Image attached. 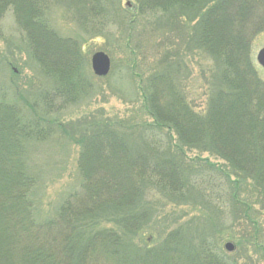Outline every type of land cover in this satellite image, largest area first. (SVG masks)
Instances as JSON below:
<instances>
[{
  "label": "rangeland",
  "instance_id": "rangeland-1",
  "mask_svg": "<svg viewBox=\"0 0 264 264\" xmlns=\"http://www.w3.org/2000/svg\"><path fill=\"white\" fill-rule=\"evenodd\" d=\"M212 2L36 0L40 18L45 20L41 25L34 18L25 22L15 3L9 1L7 6L6 0H0V105L14 103L12 109L20 110L25 121L34 104L42 106L37 110L44 119L56 118L68 124L69 135L74 138L60 131L38 140L30 135L23 138L20 148L30 171L41 177L31 194L33 210L28 211L33 220L36 218L44 240H53L45 244L47 249L62 247L55 259L47 257L44 264H264V148L260 147L264 133L260 104L264 100L260 103L257 85H261L262 94L264 67L257 56L264 48V1L245 13L247 24L235 26L226 20L224 12L233 10L235 0ZM205 5L213 7L207 11ZM178 8L187 12L174 13ZM199 10L205 12L200 25L196 17ZM221 13L226 14L225 19L218 21ZM221 28L225 29L222 33ZM98 51L111 58L110 70L104 76L96 75L92 68V57ZM218 76L227 79V92L235 90L234 95L225 94L223 102L212 86ZM166 80L180 88L184 99L205 116L212 115L209 111L217 102L225 107L234 102L237 118L227 112L224 124H234L235 132L231 134L230 126L226 132L223 123L217 128L216 119L207 118L205 125L210 123L211 128L190 129V138L183 145L178 143L181 132L176 123L167 122L161 113L170 102L169 94L163 92ZM63 87L68 90L57 98L64 99L58 100L61 104L54 103L61 112L50 116L43 113L46 93ZM250 96L255 99V114L247 117L245 102ZM149 101L156 107H149ZM155 115L164 125L158 134L144 130L153 125ZM110 121L122 129L121 141L132 159L130 163L117 165L102 157L90 161L82 153L95 141L91 137H99L97 133ZM3 125L0 150L7 153L11 147L18 149L20 144L12 146ZM217 129L224 130L220 135L226 132L221 137L226 141L224 146L215 139ZM228 136L233 137L232 142ZM100 139L95 147L102 152L106 145L102 135ZM110 151L112 159L114 148ZM144 154L154 161L172 158L169 162L175 163L177 181L172 185L150 169L143 175V185L134 187L135 200L124 195L126 189L121 191L130 200L121 208L112 200L117 193L113 185L111 195L110 180L101 193L103 202L88 197L95 170L114 169L119 175L116 182L123 188L125 169L142 163L138 157ZM129 178L133 180L132 175ZM1 196L0 192V207L6 203L12 208L10 199ZM84 200L91 207L86 215L95 221L94 233L100 232L97 236L92 235L93 230L79 233V229L74 235L67 227L70 221L81 225L86 221L81 217L84 213L71 217ZM18 224L15 217H4L0 236L10 237L4 242L11 245L6 258L23 264L24 252L30 250L27 240L34 239L36 232L22 231L15 227ZM227 242L234 245L232 252L225 249ZM231 257L236 259L234 263ZM0 264L9 263L0 259Z\"/></svg>",
  "mask_w": 264,
  "mask_h": 264
},
{
  "label": "trees",
  "instance_id": "trees-1",
  "mask_svg": "<svg viewBox=\"0 0 264 264\" xmlns=\"http://www.w3.org/2000/svg\"><path fill=\"white\" fill-rule=\"evenodd\" d=\"M9 1L11 3H15V5H16L15 9L23 17L25 22H27L28 19L34 18L33 21L36 23H39V24H41L42 22L45 23V20L40 18L41 17L40 13H39L40 7L38 6V4H36V0H20V1L17 0L16 2H15V0H6V2L8 3L7 6L9 5ZM212 1H213L212 2V4H213V3H215L216 0H212ZM263 1L264 0H247V1L239 2V1L235 0L234 5H232L233 10H225L224 11L227 14L226 20L231 21L230 23L233 26L238 25L239 23L244 24V22H245V24H247L248 20H246V19H247L248 15L245 13L250 11L251 7H254V6H256V4H259V2H263ZM210 7L212 8L213 6L205 5L203 8L207 9V11H208ZM224 7L226 9L228 7V5H226ZM183 11L187 12V10L185 8L184 9L178 8L176 11L174 10V13L178 14L177 12H183ZM191 11L192 10H189V13H191ZM195 13L196 12H194V14ZM225 15H223L221 13L219 15L218 21L222 20L224 18L223 16H225ZM246 15H247V17H246ZM204 16H205V12H202L199 10V14L196 16L197 17V24L199 23V25H200ZM187 17L189 18L190 16H187ZM226 25L228 26V24H226ZM217 29H218V26H217ZM224 30H225L224 28H221L220 33H222ZM219 38H221L220 35H219ZM34 40L36 41V38ZM36 43L38 44L37 41H36ZM197 45L199 46L200 43H197ZM43 52L49 53L48 50H44ZM53 53H55V52H53ZM250 55L251 54L246 56L249 65L251 63ZM157 77H161V76H155V78H157ZM166 81L168 83H166L167 84L166 87L164 89L163 88L162 89H163V92L165 90L166 93L169 94L168 96L170 97V99H169L170 102L167 103L165 106H163L164 110H162L161 113L164 116H166L167 122L171 121L172 123H176V125H177L176 127H177L178 131L181 132V137H178V141H177L178 143H181L183 145L182 142L185 143L184 140L186 138H188V139L190 138V137H188L190 129L192 130L195 128V129H199L202 131V129L211 128L212 125L210 123L208 126L205 125V121L207 120V118L211 119V120L216 119V121L214 122V123H216V125H215L216 127H217V124H219V123L224 124L225 114L229 115V113H230L235 118H237V114H236L237 112L234 111L235 110L234 102L228 104L226 107L223 106V104H221V102H217V103H215V105L213 104L211 111H209V113H212L211 116H207V115L205 116V114L203 112L195 111V109L190 105V103L184 99L185 95H184L183 91L180 90V88L173 85V83H171L170 80L169 81L166 80ZM226 82H227V79L225 77L218 76L217 81L214 80L212 83V86L214 87L213 91L218 90V92L221 95L220 96L221 98H219V101L222 100V102H223V98H226L224 96L225 94L227 96L235 94V90L227 92ZM257 85L259 86V93H260L259 99H260V103H261V99L264 100V86L262 87V90H261L262 94H261V92H260L261 85H259V84H257ZM167 86L169 87L168 89H167ZM68 88L70 89V87H68ZM246 88H247V86H246ZM67 90H68L67 88L63 87V88L51 89L50 92H47L45 95L46 103L42 108L43 113H45V114L49 113V116H50L54 113L61 112V111L56 110L57 107L55 104L56 103L61 104V102H58V100H62L64 98H57V97H59V96L62 97ZM158 93L160 94L161 91H159ZM154 96L157 100L158 99L160 100V97H159V95H156V92H155ZM254 102H255V99L252 96H250L248 98V101L245 102L246 107H247V109H246V116L247 117H251L252 115L254 116V114H255ZM158 103L159 102H157V105H158ZM2 104L3 105H0V106H4V107L0 108V124L4 123L3 126H5L6 130L10 133L9 136L11 137L12 146H15V145L18 146L20 144V147H17L18 149H16L15 147H11L10 151L7 153L4 150H0V192L2 193V196L4 195V197L6 199H10L9 201L12 202V208H11V205H7L6 203L1 204L2 208L0 207V220H4V217L7 219V218L13 216V218L15 217V220H18V223H19L15 227L20 228V230L25 231V232H29L32 229H35L36 237L34 239H28L27 240V242L29 244L28 248L30 250H28L27 252H24L25 258H24L23 264H44L43 260H45L47 257H53L55 259L57 257V255L59 254V252H57V251L61 250L62 247L59 246L60 248H58L57 246H55L56 251L47 249V245H48L47 243H52L53 240L48 239L49 240L48 242H47V240H44L43 232L39 231L40 228H39L38 223L35 220L36 218H34V220H35L34 221L31 217L30 213H29V211L33 210V208L31 210V206L33 207V205H31V203H32L31 194L36 191L35 188H37V186H38L37 184L40 182L41 177L39 174H36V173H33L32 171H30V169L28 168V166L25 162L24 151L20 150V148L22 147L23 138L28 137L30 135H33L34 139L38 140V139L43 138L47 134H50V133L54 134L55 132L60 131L66 137H69L72 139H74V138L69 135V132L67 130L68 124L67 125L62 124L61 123L62 121L57 122L58 119H56V118H48L49 121L45 120L47 118L44 115H42L40 112H38V110H37L38 108H41L42 106L31 104V105H33L34 109H33V107H31L32 111H31L29 117H26L28 119L25 121L22 117V113L20 112V110H16V109L13 110L12 109L13 108L12 105L14 103L12 104V103L2 102ZM144 106H146V103L144 104ZM260 106H262L261 108L264 110V102L261 103ZM149 107H152V109H153L156 106L152 102L149 101ZM7 109H11V110L7 113L6 112ZM166 109H167V111H165ZM257 111L259 112V107L257 108ZM227 112H229V113H227ZM6 115L8 116V120L6 119ZM155 116H156L155 120H154L155 122H153V125H150L151 127L148 126L149 128H144V130L155 132L156 134H158V133H161V131L164 129V125L161 123L160 119H158V122H157V120H156L157 115H155ZM190 116H192V118ZM190 119L193 122L190 121ZM95 121H97V120H95ZM45 122H50V123H49V125H47V124H45ZM110 122L111 123L108 122V124L105 123L106 125L100 124V123H92L93 126L94 125H100V126L104 125V128L99 133H97V134H100L99 137H91V139L95 138V141L92 142L91 145L84 147V151L82 153L86 154L85 156H87L88 160H90V161L93 159L102 157V159H105V158L110 159L109 160L110 162L114 161L115 164H117V162L118 163L120 162L122 164H124L126 162L130 163L132 159L130 158V155H128L126 148L123 147V145H125V144H123V141H121L122 134H123L122 129L120 127H118L117 124L113 123V121H110ZM85 123H87V122H85ZM229 123L230 122H227L226 124H224L225 126H222V128H224L226 130V132L228 131L227 129L230 126ZM263 124H264V122H263ZM78 126H80L79 123H78ZM134 129L135 128H132L131 130H134ZM229 129L231 130V134L234 133L235 132L234 131L235 130L234 124H231ZM2 130H3V128H0V131H2ZM43 130H45V132ZM127 130H129V129H126V131ZM140 130L142 131L143 129H140ZM126 131H124V132H126ZM222 131H224V130H222V129L218 130L217 129L218 133L215 135V139L221 140V137H223V136L225 137L226 132L224 135H220L222 133ZM129 132L130 131H128L127 133H129ZM88 133L89 132H87L85 134V136L88 135ZM228 134H230V133H228ZM101 135L104 138V139H102V140H104L103 144L106 145V150L102 151V152L100 150H97L96 149L97 147H95V145L99 141H101V139H100ZM117 136H119V139H117ZM262 136L264 137V133L262 134ZM228 137H231V139H229V140H231V142H232L233 137L232 136H228ZM263 137L260 141V143H261L260 147H262V148H264ZM97 138H99L100 140ZM76 142L78 143V141H76ZM224 142L226 143V141L221 140V144L219 146H224L223 145ZM169 143H171L173 145V140H172L170 135H169ZM116 144H118V146ZM0 146L2 147L3 144H0ZM175 146H177V144H175ZM112 147L114 148L115 156H113L111 159L110 148H112ZM117 147H119V150L115 149ZM82 153H81V155H82ZM81 155H79V158L81 157L82 158L81 160H85V158ZM150 156L151 155H149V154H144L143 156L139 155L138 158L142 160V163H136L135 162L134 163L135 165L132 163L133 164L132 166H130V167L128 166L125 169L124 175L126 173H127V175L124 176L125 177V186H123V188H122V185H120L118 182H116L119 175H118V173L114 172V169L112 170V172L110 170H107V167L99 169V170H95L97 172V174L92 175L91 179L89 180L88 197H91L92 200L95 202H98V201L103 202L105 198L102 196L101 193L104 192V190L106 188V185H107L106 182H109V180H110L111 195H114V193H112V191H113L112 186L113 185L115 186V189H116L115 194L117 193V198L115 197L112 199L114 201V204L116 206L119 205V208H121L120 205L123 207L127 206V204L130 203V200L129 199L127 200V198L123 197L121 195V191L126 189V193H124V195L128 196V198H132L133 191L135 190L136 187H140L143 185V183H142L143 175H146L147 173H149L150 169H152L153 172L155 169V171H157L159 173L161 178L167 179L173 185L177 181L174 179V177L177 174V170L175 169V163L171 164V162H169V161H173L172 158H170L168 160L166 159L164 162L162 158L160 159V161H158V160L154 161L152 159V156L151 157ZM103 163H105V165H107L106 161H103ZM86 167H87V165H86ZM87 169H88V172L91 170L90 163H89ZM178 171L180 172V170H178ZM130 175H132V178L134 181L129 178ZM86 184H87V182H86ZM119 197H122L124 199H122V198L120 199ZM13 199H15V200L13 201ZM135 199H136V196L134 195L133 200H135ZM88 210H91V207L86 202V200H84L80 203V205H78V207H75V212H74V210L72 211L71 217H75L78 214L84 213L85 215H82L81 217L87 218L83 225H81L80 223L70 221V224H68L67 227L70 228L71 230H73L74 235L78 229L81 230L79 233H83V232L89 233L92 230L94 233V231L96 230V228H94L95 223H92L95 221L93 219L88 218V215H86L90 212ZM37 231H38V234H37ZM93 233H92L93 236L94 235L97 236L100 234L99 231L95 232L94 234ZM9 239H10V237H3L2 235L0 236V259L8 261L9 264H14L13 260L9 259L10 257L6 258V256L9 254L8 252H6V249L10 248L11 245L8 243L4 244V242H7V240H9ZM45 244H47V245H45ZM86 244H87V242H86ZM85 247L83 248V250H85ZM87 247H89L88 244H87ZM222 251L224 252L223 249H222ZM53 254H54V256H53ZM70 254H71L70 256H72V252H70ZM224 254L226 256L229 255V253H226V252H224ZM75 256H76V253L73 254L72 259L75 258ZM80 258H81V256H80ZM235 260L236 259L233 260L232 257L230 259L231 263H234ZM148 263L151 264L150 261Z\"/></svg>",
  "mask_w": 264,
  "mask_h": 264
},
{
  "label": "water",
  "instance_id": "water-1",
  "mask_svg": "<svg viewBox=\"0 0 264 264\" xmlns=\"http://www.w3.org/2000/svg\"><path fill=\"white\" fill-rule=\"evenodd\" d=\"M130 6V4H129ZM258 61L262 67H264V48H262L258 53ZM111 67V59L110 56L103 52L98 51L96 52L92 57V68L96 75L98 76H104L106 75ZM226 248L228 250H233L234 245L232 243H227Z\"/></svg>",
  "mask_w": 264,
  "mask_h": 264
}]
</instances>
